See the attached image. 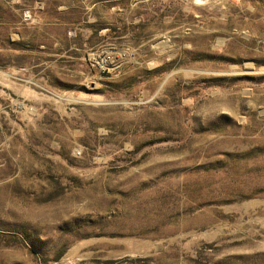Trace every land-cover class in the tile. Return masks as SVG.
<instances>
[{
    "label": "rangeland",
    "instance_id": "obj_1",
    "mask_svg": "<svg viewBox=\"0 0 264 264\" xmlns=\"http://www.w3.org/2000/svg\"><path fill=\"white\" fill-rule=\"evenodd\" d=\"M0 264H264V0H0Z\"/></svg>",
    "mask_w": 264,
    "mask_h": 264
}]
</instances>
